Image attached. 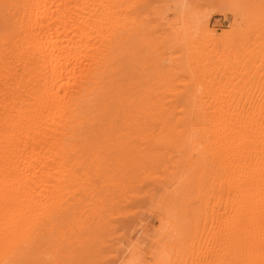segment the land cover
Instances as JSON below:
<instances>
[{
    "label": "bare ground",
    "instance_id": "1",
    "mask_svg": "<svg viewBox=\"0 0 264 264\" xmlns=\"http://www.w3.org/2000/svg\"><path fill=\"white\" fill-rule=\"evenodd\" d=\"M125 1L0 0V264H264V7L173 0L150 29ZM154 26L203 90L152 69Z\"/></svg>",
    "mask_w": 264,
    "mask_h": 264
},
{
    "label": "rangeland",
    "instance_id": "2",
    "mask_svg": "<svg viewBox=\"0 0 264 264\" xmlns=\"http://www.w3.org/2000/svg\"><path fill=\"white\" fill-rule=\"evenodd\" d=\"M132 0H127V1H125V5H126V3L127 4H129L128 6L126 5V7L125 8H123L122 6H120V7H122L123 9H126V11L130 8L129 6H131L130 5V2H131ZM167 1H169V0H167ZM167 1H165V0H148V4L147 3H145L144 4V6L141 4V6L140 7H143L144 9H140V7H139V9L140 10H146L145 12H143V11H140V12H142V13H140V17L142 18H145L146 17V21L144 22L143 20V22L144 23H147V22H149L148 24H147V26L149 25L150 26V29H151V25L153 26V25H155V23H156V25H157V22H158V24H159V20H160V17L159 16H164V15H166V13H167V18H169V19H172L173 17H174V14H172V12L174 11V7L172 6V1L173 0H170L169 2H167ZM240 2V4L242 3L241 2V0H237V2ZM243 1V0H242ZM251 1V0H250ZM260 1V2H259ZM258 1V4H259V7H264V1H262V0H259ZM165 2H167V4H169V5H167ZM171 3V4H170ZM262 3V4H261ZM131 4H133L132 2H131ZM239 3H237V5H235L236 6V9L238 10V8L239 9H241V7H243V4H241L240 5ZM251 4V3H250ZM258 4H256V5H250V6H248L247 8H249L248 9V12L249 11H251V10H253L256 6H258ZM123 5V4H122ZM146 5H148V6H146ZM171 5V6H170ZM262 5V6H261ZM168 6V7H167ZM254 6V8H252ZM120 9L121 11H122V15H124V14H126V12L123 10V9ZM167 9H169L170 11H168ZM251 9V10H250ZM166 10H167V12H166ZM125 13H124V12ZM160 12V13H159ZM163 12H166L165 14H162ZM146 15V16H144V15ZM248 14V13H247ZM247 14L246 13H240V14H237V16L235 17L234 15H232V14H228L227 16H224V15H213L212 17H211V19H210V27L211 28H214L215 30H216V32L217 33H220V32H223L224 30H227V29H229V27H230V24L235 20L236 22H238V23H241V22H243L245 19H246V17H247ZM150 15V16H149ZM149 16V17H148ZM173 16V17H172ZM142 18V19H143ZM159 19V20H158ZM152 20V21H151ZM260 22H261V18H257L256 20H255V22L253 23V26L257 29V25L258 24H260ZM143 23V24H144ZM146 24H144V26H145ZM155 25V26H156ZM155 26L154 27H152V28H154V31H153V33H154V35H155V38L157 37V36H159L158 37V39H156L157 41L156 42H154L155 40H154V37L152 38L154 41V43H156L158 46V48H159V52H158V48H157V51L154 53L153 52V55L152 56H154V54L156 55V56H158L157 58H156V56L154 57V59L151 57V61L152 60H155V58H156V61H155V66L153 67L152 65V63L150 64V66L151 67H153L152 69H154L157 65V68L159 69H157L158 71L157 72H160V73H158V74H161V73H166L167 71L166 70H169L170 69V67H174L173 69H174V71H179L180 73L178 74V75H176L175 76V78H173L172 80H174V81H172V83L171 84H173L174 83V85H172V87H173V89H175V91L173 90V89H171V93H176V91H180V93L179 94H182L181 93V91H183L185 88L187 89V87H188V89L190 90L191 88L192 89H194V88H196V89H199V91H201V90H203V88L205 87V84H202L203 85V88H201L200 86H202V85H196V87H194L195 86V82H193L194 80H193V78L191 77V75H192V70H191V68H189L190 66H192V67H195L194 65L196 64H192V65H190L189 67H188V55H187V53H186V51L184 52V53H182L183 52V50L184 49H179L180 48V46H179V48L178 47H175V45H173V46H168V47H166L167 46V43H164V47L162 46V43H163V39L161 38V37H164V34H163V32L161 33L160 31H155ZM158 26V25H157ZM253 27V28H254ZM148 28V27H147ZM157 28V27H156ZM159 29H160V27H159ZM159 29H157V30H159ZM221 29V30H220ZM149 30V29H148ZM161 30V29H160ZM150 31H152V30H150ZM162 31V30H161ZM160 32V34H158V33ZM253 32H254V30H253ZM257 32H259V33H257ZM256 33L258 34V35H256V33L254 32V33H252L253 35H250V38H249V36H248V38H246L247 40H245V41H247V43H248V46H250V47H253V45L251 46V43L253 42V39H254V41H255V39H256V37H260V42H264V41H261V38L262 37H264V33H262V32H264V31H257ZM157 34V35H156ZM161 34H163V36L161 35ZM251 34V33H250ZM259 34H261V36L259 35ZM150 35V37H151V35L152 36H154L153 34H149ZM148 35V36H149ZM256 35V36H255ZM253 38V39H252ZM151 39V38H150ZM149 38H147V40H149V41H152V39L150 40ZM251 39V40H250ZM259 38H257L256 39V41L258 40ZM262 39H264V38H262ZM159 41V43H157ZM162 41V42H161ZM164 41H166L167 42V40H165L164 39ZM249 41H252V42H250L249 43ZM255 41V42H256ZM254 42V43H255ZM259 42V43H260ZM152 44V45H156V44ZM254 43H252V44H254ZM151 44V43H150ZM150 44L148 45V47L147 46H143V47H145V49L142 47V46H137L138 47V52H139V50L141 49V48H143L142 50H140V52H139V54H138V52L137 53H134V52H132V55H128L129 57L130 56H132L131 58L132 59H134V60H129L128 62H130V64H128L129 66V69L128 70H131L132 71V73H130L129 71V75H132L133 73L135 74H137V75H139V76H136L137 77V79L138 78H140V76L142 75H144V73H146L143 69H142V67L143 66H141V67H139V70H138V67L136 66V61H135V58H134V54H136L135 56L136 57H138V58H136V59H138V62H141L142 61V59H139V58H141V57H139L138 55H143V56H145L146 54H148V55H146L145 57L146 58H148L149 60H150V54L149 53H146V52H148L150 49H151V47L152 46H150ZM168 44H169V42H168ZM255 44H257V42L255 43ZM150 46V47H149ZM139 47H140V49H139ZM149 50H148V49ZM153 48V47H152ZM163 48V49H162ZM165 48V49H164ZM168 48V49H167ZM178 48V49H177ZM184 48V47H183ZM147 49V50H146ZM167 49V50H166ZM258 49V48H257ZM261 49H264V47H261ZM259 50L260 52L261 51H264V50ZM144 50H146V51H144ZM164 50V51H163ZM144 51V52H143ZM151 51V50H150ZM141 52H143V53H145V55L142 53V54H140ZM166 52V53H165ZM134 53V54H133ZM159 53V54H158ZM138 54V55H137ZM186 54V55H185ZM257 54H259L258 53V51H257ZM261 54H264V52H262ZM257 56H260V54L259 55H257ZM143 58V57H142ZM159 58V59H158ZM140 60V61H139ZM143 60H144V58H143ZM158 60V61H157ZM258 60H259V58H258ZM143 62V61H142ZM141 62V63H142ZM148 62V61H147ZM156 62H158V64L156 63ZM195 61H193L192 63H194ZM135 63V64H134ZM258 63H259V61H258ZM134 64V65H133ZM175 64V65H174ZM137 65L138 66H140L139 65V63H137ZM142 65V64H141ZM133 66V67H132ZM187 66V67H186ZM127 67V68H128ZM137 67V69H135ZM140 68H141V70H140ZM134 69L136 70L135 72H133L134 71ZM149 69H151V68H148L147 70H149ZM126 71H127V69H126ZM142 71H144L143 72V74H142ZM155 71H156V68H155ZM139 72H141V73H138ZM153 73L154 71L152 70V71H148V73ZM157 72L156 73H154V74H157ZM133 74V75H134ZM141 76V77H142ZM191 77V78H190ZM192 79V80H191ZM223 84V83H222ZM155 86H157V85H155ZM169 85H167V86H165L166 88L165 89H167V87H168ZM184 86H185V88H184ZM187 86V87H186ZM193 86V87H192ZM143 87H144V85H143ZM143 87H141V88H143ZM153 87H154V85H153ZM160 87V86H159ZM163 87V86H162ZM162 87H160V88H162ZM171 87V86H170ZM155 88V89H154ZM154 88H151V89H154V90H156V88L159 90L160 88H158V87H154ZM169 88V87H168ZM162 89H164V87L162 88ZM162 89H160V90H162ZM185 89V90H186ZM191 89V90H192ZM157 90V91H158ZM184 90V91H185ZM173 91V92H172ZM183 91V92H184ZM168 94L167 95V97H169V98H171L172 97V94ZM178 93V92H177ZM166 97V98H167ZM169 98H167V99H169ZM172 99V98H171ZM171 99H169V100H171ZM110 251V250H109ZM108 254V253H107ZM106 255V251H105V249H91V251L89 252V254L88 255H86L84 258H85V260L83 259V258H81L82 259V261L80 260L79 262L77 261V259H76V263L78 262V264H81V262H82V264H107V263H105V262H107L106 260H108L107 258L109 257V256H105ZM84 262V263H83ZM48 264V263H47Z\"/></svg>",
    "mask_w": 264,
    "mask_h": 264
}]
</instances>
